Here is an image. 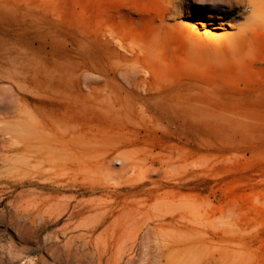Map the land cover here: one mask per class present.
<instances>
[{
    "label": "rangeland",
    "instance_id": "rangeland-1",
    "mask_svg": "<svg viewBox=\"0 0 264 264\" xmlns=\"http://www.w3.org/2000/svg\"><path fill=\"white\" fill-rule=\"evenodd\" d=\"M0 264H264V0H0Z\"/></svg>",
    "mask_w": 264,
    "mask_h": 264
},
{
    "label": "bare ground",
    "instance_id": "bare-ground-1",
    "mask_svg": "<svg viewBox=\"0 0 264 264\" xmlns=\"http://www.w3.org/2000/svg\"><path fill=\"white\" fill-rule=\"evenodd\" d=\"M211 15V14H210ZM209 16V15H208ZM213 16V15H212ZM211 17V16H210ZM218 17V16H217ZM213 18V17H212Z\"/></svg>",
    "mask_w": 264,
    "mask_h": 264
}]
</instances>
